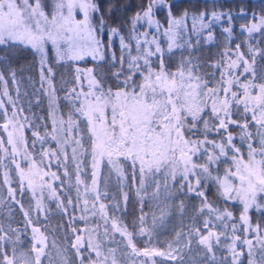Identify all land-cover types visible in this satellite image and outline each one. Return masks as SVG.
Wrapping results in <instances>:
<instances>
[{
    "label": "snow or ice",
    "instance_id": "6c2138e0",
    "mask_svg": "<svg viewBox=\"0 0 264 264\" xmlns=\"http://www.w3.org/2000/svg\"><path fill=\"white\" fill-rule=\"evenodd\" d=\"M172 5L173 0H147L146 5L130 19L132 30L127 38L120 36V66L112 73L116 79L115 90L111 86L104 87L105 77L100 76L94 68H76L75 79L81 91L78 92L75 87L68 90L65 98L69 100L71 107L67 120L61 118L57 129L54 119L53 134L45 131L41 135L38 130L33 131L35 139L31 147L35 149L36 143H40L41 164L47 158L49 166L53 160L60 166L61 153L67 162L69 157L66 148L74 144L76 146L71 148L70 159L76 161L77 153L83 147L84 137L74 139L72 134L77 130L82 131L79 124L86 121L87 139L91 141L92 183L88 185L81 181L82 162L76 163V199L79 201V185L84 183V194H94V199L91 208L88 206L89 201L85 199L82 211H91L93 216L98 213L104 221L103 235L108 236L111 232L114 237L119 233L121 241H126L123 247L130 249L131 255L137 259L143 257L142 264H158V257L165 258L159 264H244L242 257L245 256V248L248 264H258L257 253L259 264H264V225L253 226L249 216L252 209L264 216V77L258 76L256 71L257 57L264 59V48H253L248 40L244 42L248 45L246 53L241 51L243 44H237L234 52L229 46L221 54V59L212 65L220 71V79L213 87H209L210 81L197 74L201 65L194 64L191 57L182 58L177 70L170 71L164 59L162 44L165 41L161 37L167 38V51L170 53L173 48L180 46L177 40L182 39L185 34L199 37L206 31V39L213 40L211 29L226 18L228 26L222 29V33L227 34L230 45L235 30L232 22L248 15L244 9L236 14L205 10L191 16L185 11L177 17L172 13ZM47 7L44 0H0V81H4L6 75L15 81L18 71L15 65L22 58L24 49H30L34 56L40 57L41 84L47 82L51 86L54 73L51 67H47L46 46L49 43L54 47L59 60L79 61L86 55H91L93 60L108 59L103 35L107 30V49L110 50L114 47L113 37L120 33V29L108 28L96 0H52L51 18L45 11ZM165 9L167 27L161 32L163 26L156 19V14ZM77 10L83 13L82 20L75 18ZM189 20L191 29L188 28ZM138 27L144 28V31L138 32ZM240 29L241 34L246 32L249 37L255 32L264 33V12H253L250 22L241 24ZM74 36H85L88 47L77 46ZM62 40L67 48L61 46ZM186 44L189 48L192 47L191 40L186 41ZM233 55L235 59L231 58ZM246 56L251 57V62ZM116 63V54L111 52L110 66L115 68ZM85 79L88 81L87 92L82 90ZM258 79L260 83H256ZM55 101L53 89L50 93V105L55 106ZM233 108L236 109L235 112ZM13 109L12 116L9 117L4 103L0 101V110H3L0 112V119L4 121L0 127H3L8 136L7 144L0 139V152L4 153L0 155V167L5 166L6 156H11L19 175L18 190L22 195L27 181V188L32 189L35 196L33 180L25 173L17 156L23 149L25 160L32 161L31 168L37 167L36 160L32 153L27 152L28 144L22 133L16 134L18 117L14 105ZM234 116L239 118H233ZM10 127L13 131H8ZM22 127L23 125L20 126L21 129ZM254 127L255 132L252 131ZM234 128L239 129V132L234 133ZM58 132L67 137L62 143L56 134ZM49 135L57 142L55 150L44 149ZM237 135L242 142L241 147L247 142L246 162L241 148L236 146ZM229 153H232L235 170L226 169L224 178L218 174L213 176V166H217L218 173V165L227 160ZM200 158H204L203 163L196 162ZM105 162L115 172L118 180L129 178L128 167L131 168L133 184L137 181V175L139 176L136 192L141 204L148 197L154 201V209L159 211V217L155 210L153 212V227L156 226L157 219L162 223L173 209L178 208L183 214L186 208L184 201L181 200L179 204L170 201H174L177 193L183 194L185 186L187 194L201 198V206L193 223L186 226V232L176 233L167 251L148 247L137 249L134 243L137 233L128 231V226L119 217L109 216L107 205L99 203L102 195L107 197V193L102 194L98 188L103 175L101 165ZM64 166L65 176H69L66 164ZM3 175V184L8 186L7 199L13 207L19 206L27 225L33 224V212L37 217L46 212L43 201L37 199L34 207L31 203L25 207L22 200L16 197L17 189L12 187L10 172L5 171ZM48 175L49 173L44 172L41 180ZM51 176L59 179L56 173H51ZM149 176L163 178L162 183L156 181L150 196L145 189ZM210 181L217 184V192L223 202L239 201L242 205L239 221L234 220L231 211L215 207L207 199L206 191L201 186L206 189L210 186ZM48 188L51 189L52 186L49 184ZM141 192L145 195H140ZM51 195L56 196L55 190H52ZM127 199L128 194L124 193L125 202ZM3 202L4 199L0 198V203ZM68 206L76 208L79 205L71 198L67 204L63 201L58 204L65 211ZM115 207L118 209L119 205ZM141 213L138 234L150 237L151 231L144 226L147 214L143 213L142 207ZM81 219L85 217L82 216ZM135 228L136 224L133 222V229ZM72 231L78 230L73 228ZM32 234L31 249L17 255L19 229L13 228L11 223L7 228L0 223V264H44L45 258L49 257L48 238L37 227L32 228ZM94 239L96 237L90 235L87 245L96 254V259L90 260V264H109V260L110 264H118L117 251L125 255L122 248H109L108 254L104 255L100 250L102 245L93 244ZM173 244L176 246L173 247ZM9 245L11 256L8 255ZM52 247H57L55 240L52 241ZM71 247L76 250V255L83 264L84 245L81 235L76 236ZM221 250L228 255L219 257L217 252ZM49 264H52L51 260ZM62 264H67V261Z\"/></svg>",
    "mask_w": 264,
    "mask_h": 264
},
{
    "label": "trees",
    "instance_id": "16d2710c",
    "mask_svg": "<svg viewBox=\"0 0 264 264\" xmlns=\"http://www.w3.org/2000/svg\"><path fill=\"white\" fill-rule=\"evenodd\" d=\"M99 3L101 11L105 20L107 21L108 28L117 27L120 29V35H123L127 38L129 33L132 30V25L130 23V19L134 16V14L140 10L141 7L145 6L147 0H96ZM44 3L48 5L45 9L46 12L52 7V0H44ZM112 9V11H109ZM241 9H244L247 12L246 18H237L233 21L234 31H233V41H242L244 39V35L240 32V24L243 22H247L251 19V15L253 12L258 14L264 12V0H173L172 5V13L175 16H180L182 13L187 11L191 14H199L202 11L208 10L210 11H224L231 12L233 14L239 13ZM167 10L160 11L156 14V18L161 22L162 26H167ZM191 29V27H189ZM214 31L217 32L219 36L214 37L213 40L207 41L203 34L199 37L192 34L191 36L186 34L183 37H188L191 40L192 47L189 48L186 44V40L184 43H181V47L177 50H172L170 53L165 50V62L168 65L170 71H175L181 64L182 58H192L194 64H200L201 67L197 69V74H199L204 80L209 81L214 76V79H218L217 73L219 70H216L212 67L218 62L221 58V54L223 53V46H225V39L222 36V31L218 27H214ZM255 40L257 42V46L259 48H264V33L256 32ZM254 40V42H255ZM114 47L112 49H107V45L109 42V37L107 34V30L103 35V43L106 46V51L108 53V59L106 61L93 60L92 58H83L79 61H68V60H59L57 55H55L54 49L52 45H48L47 49V67H51L54 73V79L52 80V91L55 89V107L57 109L59 120L63 118L67 120L68 112L70 110L69 100L66 99V95L69 89L76 88L79 92L80 87L77 86L76 82V71L75 67H89L94 68L100 76L105 77L104 87L108 88L109 86L113 87L115 90L116 79L112 76V73L115 72L119 68V59H120V42L116 38L113 37ZM111 52H115L116 54V67L113 68L110 66L111 63ZM40 57L34 56L30 49H24V54L22 58L19 60V63L15 65L18 69L16 73L15 81H13L9 76H5L4 81H0V88L3 84L7 90L8 100H5V108L7 109L8 115L13 113V105L15 106V110L17 114L23 117L27 126L24 129L26 143L28 144V152L34 155V158L40 161L39 153L42 151L40 143L37 142L35 149L31 147L33 140L32 133L33 131H39L41 135L47 131L49 134H53V120H51L52 115V105H50V95L49 91L45 87L44 83L41 84L40 79ZM158 63V61H157ZM259 63L264 65V59L259 58ZM126 66V65H125ZM215 70V73H213ZM219 74V73H218ZM47 76V73L45 72ZM209 80H208V79ZM121 79H123L121 77ZM214 81V80H213ZM137 82H139V77H137ZM209 84H212L210 81ZM3 110H0L2 112ZM235 112V110H233ZM233 118H239L238 116H234ZM250 119V116H249ZM3 120L0 119V125H2ZM57 129H59V122L56 123ZM79 128L82 131L73 132V138L84 137L82 140L83 147L79 149L80 158H85L88 149V146H91V141L87 139V125L86 121L80 122ZM255 127L252 129L255 132ZM234 133H238L239 129H233ZM60 142L62 143L67 137H65L62 133H56ZM3 136L2 127H0V136ZM62 135V137L60 136ZM190 135V134H189ZM46 143L44 144V149H53L57 148V142L51 139V135L46 137ZM236 146L241 148V153L243 154V158H248V148L247 142L243 143L241 147V140L237 135L235 140ZM69 147V146H68ZM69 160L65 162L64 155L61 153L60 160L61 165L58 166L55 161L49 167L53 173H56L59 179H56L54 183H52V190H56V195H59V199L57 196H47L44 202V206L46 208V212H43L38 217L35 212H33V223L36 227L40 228L45 236L48 238L49 245V257L45 258V260L57 261V254L60 253L63 255L64 259L67 261V264H81V258L76 255V250L71 247L72 243L75 241L77 235H81L83 237V245L82 253H83V264H90V260L96 259V254L94 251H90L87 247L89 242V237L91 232L90 230H97L98 225L100 226L97 231H94L96 234L102 235L104 229L102 227L104 221L101 219L99 214L93 216L91 211L84 212L82 209L84 208L83 201L87 199L89 201V208H91L92 201L90 195L84 194V189L81 184L79 185L80 191V199L77 201V185H76V163H74L70 159V152L68 148H66ZM229 156V155H228ZM259 158V157H258ZM198 163H203L204 158H200L197 160ZM130 163V162H129ZM67 166V170L69 172V176H65V165ZM5 169L8 168L10 172V176L12 179V186L17 189L16 197L24 203L25 207H27L30 203L32 204L31 197H29L28 191L24 190L23 194L19 193L18 179L15 175V170L11 168V165L8 163L10 168L6 163H4ZM46 166V165H45ZM216 165L213 166V176L219 175L221 178H224L225 171L228 168H232L233 165L230 158L225 162H222L218 165L219 172L216 171ZM48 168V167H46ZM3 167H0V181L2 182V171ZM83 176H87L89 178L91 172L90 170L82 171ZM88 174V175H87ZM128 179L118 180L117 175L114 172L113 181H107L103 177L99 183V190L102 188L106 193H108V197L106 199L108 202L107 212L109 216L118 215V217L123 221L125 225L128 226V231H135L137 233L136 239L134 242L139 246H144L149 244L148 241L151 240L161 250L167 249V242L174 240L177 232H186V226L193 223V219L197 214V210L201 206V198L195 197L194 195L187 194V186L183 189V194L177 193L175 195L174 201H170V203L179 204L181 200L184 201L186 208L183 214L178 209V215L171 216L166 218L162 223L156 224L153 227V200L145 197V201L143 205L141 204L140 199L137 196L136 189L139 187V176L137 175V181L135 184L131 181V168H127ZM171 184V181L170 183ZM106 185V186H105ZM209 187L206 189L201 186L202 190L206 191L207 199L213 204V206L218 207L220 209H227L233 213V217L235 221H239V217L241 214V205L239 201H228L227 203L223 202L221 198H219V194L217 192V184L215 182L210 181ZM179 187V181H177V188ZM48 188V187H47ZM145 189L150 196V192L148 191L147 181L145 183ZM175 191V190H174ZM124 193L128 194L127 202L124 200ZM140 195H145L144 192H141ZM71 198L74 203L79 206L73 208L72 206H68L65 211L64 208L58 207V204L63 201L64 204H67L68 199ZM94 199V198H93ZM119 205L118 209L115 207ZM141 207L143 208V213L147 214V221L144 225L151 231V236L143 235L140 236L139 228L140 221L139 217L141 216ZM2 210L0 211V223H3L5 228H7L8 224L11 223V226H15L20 224L24 217L19 211V206H9L4 202L2 205ZM85 217V219H81V217ZM249 216L251 219V223L253 224H261L264 225V216H261L255 209L250 210ZM204 217H200L203 219ZM110 222V221H109ZM133 222L136 224V228L133 229ZM202 227V225H200ZM230 227V225H229ZM76 228L78 231L73 232L72 229ZM83 230V231H80ZM111 232H109L108 236L110 237ZM240 235L241 233H237ZM110 243L106 240H101L99 237V242L101 247V252L104 255H107L108 247H117V238L116 236L112 237ZM56 241V248L52 247V241ZM93 244H95L93 242ZM10 246V245H9ZM8 246V247H9ZM52 251V252H51ZM245 256L242 257L244 264H248L247 250L244 249ZM259 262V253H257ZM103 259V256L101 257ZM165 258L158 257L157 261L164 260ZM45 264V261H44ZM259 264V263H258Z\"/></svg>",
    "mask_w": 264,
    "mask_h": 264
},
{
    "label": "rangeland",
    "instance_id": "374dc122",
    "mask_svg": "<svg viewBox=\"0 0 264 264\" xmlns=\"http://www.w3.org/2000/svg\"><path fill=\"white\" fill-rule=\"evenodd\" d=\"M51 11H52V7L49 9V11H48V13H49V18H51ZM211 12V11H210ZM217 12H224V11H217ZM74 15H75V18L77 19V20H82L83 19V13H80L79 12V10H77L75 13H74ZM192 14L191 13H189V16H191ZM181 16V15H180ZM180 16H178V17H180ZM157 19V18H156ZM250 20L251 19H249L246 23L245 22H243V23H241V24H248L249 22H250ZM233 23V22H232ZM240 24V25H241ZM228 25H227V22H226V18H225V20H222V21H220V22H218L217 23V25H215L214 27L215 28H219V29H221V31H222V29L223 28H225V27H227ZM167 26H163L162 28H161V32H163V29L164 28H166ZM189 27H191V20H189L188 21V28ZM214 27L211 29V31L213 32V35H214V37H217V36H219L218 34H217V32H215L214 31ZM137 31L138 32H143L144 31V28H142V27H138L137 28ZM240 32H241V29H240ZM256 33V32H255ZM255 33H253L252 35H251V37H249L248 36V34L245 32V33H243L242 35H244L243 37H244V39H242V41L240 42V40H239V42L238 41H233V42H231V44L229 45V41H228V39H227V34H225V33H223L222 34V36L224 37V39H225V46H223V52L225 51V50H227L228 48H229V46H230V48H231V50H233V52L235 51V49H236V45L237 44H243L244 46L241 48V51H243V52H247V47H248V45L247 44H245L244 42L246 41V40H248V42L251 44V46L253 47V48H256V47H258L257 46V42H256V40H255ZM207 32L205 31L204 33H203V37L206 39V37H207ZM186 35V34H185ZM195 35V34H194ZM116 36V38L118 39V41L120 42V34H117V35H115ZM196 36V35H195ZM232 36H233V33H232ZM74 38V41H75V43L77 44V46H79V47H82V48H87L88 47V42H87V38L85 37V36H74L73 37ZM150 38V37H149ZM165 42L162 44V47L165 49V50H167L168 49V45H167V38H165V37H161ZM185 39L186 40H189L190 38H188V37H183L182 39H178L177 40V44L178 45H180V46H178V47H176V48H173L172 50H177V49H179V47H181V43H184V41H185ZM207 40V39H206ZM254 40H255V42H254ZM207 41H209V40H207ZM126 42H127V40H126ZM60 44H61V46L63 47V48H67V44L65 43V41H60ZM50 46L51 45V43H49V44H47V46ZM46 46V47H47ZM53 47V46H52ZM53 49H54V47H53ZM54 52H55V55H56V51H55V49H54ZM133 55H135V51H134V45H133ZM88 57H90V58H92V56L91 55H86V56H84L83 58H88ZM221 58V57H220ZM232 59H235V56L233 55L232 57H231ZM246 58L247 59H249V61L251 62V57H248V56H246ZM225 59H227L226 57H225ZM76 68H80V69H88L89 67H80V66H76L75 67V71H76ZM214 68V67H213ZM176 71V70H175ZM241 71H243V69H241ZM256 71H257V74H258V76H261V77H264V65H262V64H260L259 63V57H257V65H256ZM213 73L214 74H216L215 73V70H213ZM219 73V74H218ZM217 73V76H218V79H214V76L211 78V80H209L208 78V80L209 81H211L212 82V84H209V87H213V86H215V84H216V82H218L219 81V79H220V71ZM76 74V73H75ZM249 78H251V74H249ZM214 80V81H213ZM261 81L258 79L257 81H256V83H260ZM46 84H45V87L47 88V90L49 91V95H50V93H52V87L51 86H49V84L47 83V82H45ZM84 92H87L88 90H89V88H88V81H87V79H85L84 81H83V89H82ZM80 91H81V88H80ZM5 93H8L7 92V90H6V88H5V86L2 84L1 85V88H0V101H2L3 103H4V105H5V103H6V101L5 100H8V94H5ZM211 104V102L209 101V105ZM52 109H53V111H52V115H51V120H54L55 119V121H56V123H58L60 120H59V118H58V113H57V109H56V107L55 106H52ZM233 110H235L236 111V109L235 108H233ZM243 111V109H242V107L240 108V112H242ZM22 115V114H21ZM21 115L19 114H17V117H18V120H17V122H16V127H17V135H20L21 133H22V135L24 136V138H25V140H26V137H25V132H24V129H25V127L27 126V124H26V122L24 121V119H23V117H21ZM9 117H11L12 116V113H10V115H8ZM108 116H109V118L111 117V110L109 109L108 110ZM4 122V121H3ZM3 124V123H2ZM21 125H23V127H22V129L20 128V126ZM8 131H13V129L10 127L9 129H8ZM2 133H3V136L1 135L0 136V139H3L4 141H5V144H7V139H8V136H7V132L3 129V127H2ZM61 137H62V135H60ZM89 141V140H88ZM247 144V143H246ZM73 146H76V145H71V146H69V147H67L68 148V151L70 152V158H71V156H72V151H71V148L73 147ZM90 147L91 146H88V149H87V153H86V156H85V158L83 159V158H80V151H78V153H77V160H76V162L78 163V162H82V164H81V169H82V171H86V170H90V172L92 173V169H91V154H90ZM9 151H11V148L9 147ZM27 152H28V150H27ZM29 153V152H28ZM0 155H4V153H2V152H0ZM243 155V154H242ZM228 158H230L231 159V161H232V153H229V156H228ZM228 158H227V160H228ZM244 159V161L246 162L247 161V159L248 158H243ZM36 160V165H37V167H35V168H31L30 167V165H31V163H32V161H31V159H29V160H25V151L22 149L21 151H20V154H19V156H17V161L21 164V166H22V168L24 169V171H25V173L26 174H28L29 175V178H31L32 180H33V183H34V185H35V196L33 195V191H32V189H28L27 188V181H25V188H26V190L28 191V193H29V197H31V200L33 201L32 202V205H33V207L35 206V201L37 200V199H41L42 201H43V204H44V202H45V199H46V197L48 196H52L51 195V192H52V189H49V188H47L48 187V185L50 184L51 186H52V183H54L55 182V180L56 179H54L52 176H51V173H53V171L52 170H50V166H49V164H48V160H47V158H45V160H44V163L43 164H41L40 163V161L39 160H37V159H35ZM74 163H76L75 161H73ZM197 162V161H196ZM4 163H6L7 165H8V163L11 165V168L13 169V170H15V175L17 176V179H18V186L20 187V185H19V175H18V172L16 171V166H15V164H12V158H11V156H6L5 157V159H4ZM53 163V162H52ZM198 163V162H197ZM46 165V166H45ZM233 165V164H232ZM9 166V165H8ZM46 167H48V168H46ZM233 171L235 170V166L233 165ZM3 171H2V182L0 181V186H2V187H0V198H2V199H4V202L9 206V208H10V201L7 199V197H8V192H7V185H4L3 184V181H4V172L5 171H8V168L7 169H5V167H3ZM44 172H47V173H49V175L48 176H46V177H44V179L43 180H41V175L44 173ZM101 172H102V177L105 179V180H107V181H113V178H114V171H112L111 169H110V166H107L106 165V162L105 163H103L102 165H101ZM88 175V174H87ZM87 176H83V173L81 174V176H80V179H81V181H83L84 183H87L88 185H91V183H92V179H91V174H90V176H89V178H86ZM10 178H11V176H10ZM76 179H77V177H76ZM76 179H75V181H76ZM12 180V179H11ZM147 187H148V191L150 192V194H151V192L152 191H154V189H155V183H156V181H160L161 183H162V181H163V178H162V176H158V177H151V176H149L148 178H147ZM170 179H169V183H170ZM84 183H81V186H82V188L84 189ZM100 183V182H99ZM99 183H98V188H99ZM41 185H43V188H41ZM13 187V186H12ZM13 188H15V187H13ZM54 190V189H53ZM84 191H85V189H84ZM102 194L103 193H105V191H104V189H100L99 190ZM55 192H56V190H55ZM19 193H21L20 191H19ZM57 193V192H56ZM57 197H58V199H59V195H56ZM90 197H93L94 198V194L93 195H90ZM107 197H108V193H107ZM93 198H91V200H93ZM18 199V198H17ZM3 202V203H4ZM108 200L102 195V197H101V200L99 201V203H104L105 205H109L108 204ZM3 203H0V211L2 210L1 208H2V205H3ZM97 207H98V205H97ZM241 207H242V205H241ZM107 209H108V207H107ZM154 202H153V208H152V212H154ZM156 211V216L157 217H159V211L158 210H155ZM43 213V212H42ZM41 213V214H42ZM178 213H179V211H178V209H173V210H171V212H170V214H169V218L171 217V216H174V215H178ZM115 216H117L118 217V215H116L115 214ZM167 218H168V216H167ZM34 219V218H33ZM109 223H111V222H109ZM157 224H160V221H159V219H157ZM253 226H255V224L253 223L252 224ZM33 227H36L35 225H34V223L33 224H31V225H27L26 223H25V220H23L20 224H17V225H15V226H13V228H18L19 229V231H20V238H19V248H18V253H17V255H19V252H24V251H29L30 249H31V245H32V228ZM38 228V227H37ZM40 229V228H39ZM219 230V229H218ZM40 231L44 234V232L40 229ZM45 235V234H44ZM91 236H93V237H96V239H94L93 240V242L94 243H98L99 242V237H101V239H100V241L103 239V240H106V241H108V242H110V243H113V242H111V239H113L112 237H113V234L111 233L110 234V237L109 236H104L103 234L102 235H100L99 236V234H96L94 231H92L91 232V234H90ZM81 236H82V234H81ZM115 236H116V238H117V247H112V246H109L108 247V249L109 248H122L123 249V252L125 253V255H122L121 254V252L120 251H117V253H116V256H117V259H118V264H142V261H143V257H141V258H139V259H137L136 257H134V256H132L131 255V250L130 249H127V248H124L123 247V244L124 243H126V241H124V242H122L121 241V237H120V234L119 233H116L115 234ZM89 238H90V236H88ZM82 239H83V237H82ZM173 240H171V241H168L167 242V244L169 245V243L170 242H172ZM135 243V242H134ZM226 243V242H225ZM136 244V243H135ZM168 245H167V249H165V250H162V251H167L168 250ZM176 245L175 244H173V247H175ZM136 247H137V249H144V248H146V247H148V248H156L157 250H161V248L160 247H158V245L157 244H155L153 241H151V243L150 244H146V245H144V246H139V245H137L136 244ZM51 248H53V247H51ZM11 246H9V251H8V255L9 256H11L12 255V252H11ZM246 249V248H245ZM247 250V249H246ZM52 252V251H51ZM49 254H50V251H49ZM107 254H108V251H107ZM217 255L219 256V257H223V256H226V255H228V253L226 252V251H224V250H221V251H218L217 252ZM57 256V261L56 260H54V262L52 263V264H62V262L63 261H66L65 259H64V257H63V255L60 253V251L58 252V254L56 255ZM257 259H258V255H257ZM45 261V264H48L47 262H48V260H44ZM259 263V262H258ZM109 264H110V260H109Z\"/></svg>",
    "mask_w": 264,
    "mask_h": 264
}]
</instances>
